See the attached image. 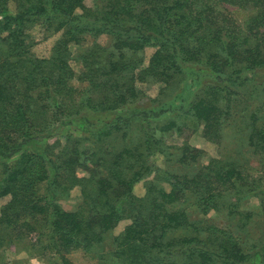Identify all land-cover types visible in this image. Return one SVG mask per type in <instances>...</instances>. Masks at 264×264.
<instances>
[{"label":"trees","instance_id":"obj_1","mask_svg":"<svg viewBox=\"0 0 264 264\" xmlns=\"http://www.w3.org/2000/svg\"><path fill=\"white\" fill-rule=\"evenodd\" d=\"M86 1L0 0V200L10 198L0 210V248L32 237L27 250L48 264H74L73 251L101 244L114 223L129 220L114 238L122 264H264V241L246 250L211 227L203 239L205 228L185 210L167 209L195 197L205 213L225 197L264 195V0ZM228 8L250 11L246 24ZM36 26L62 33L48 64L29 56L27 32ZM105 35L110 48L94 44L78 77L99 100L86 91L67 100L70 44ZM147 48L155 52L141 68ZM177 81L183 88L174 99L140 103L139 84ZM187 122L213 144L228 136L245 142L259 158V177L219 160L192 175L159 170L158 155L172 160L162 135L184 132ZM58 131L87 136L61 163L50 144ZM117 140L123 148L112 145ZM199 158L186 146L175 159ZM153 174L146 195L136 196L135 186ZM76 187L83 205L66 211L58 201Z\"/></svg>","mask_w":264,"mask_h":264},{"label":"rangeland","instance_id":"obj_2","mask_svg":"<svg viewBox=\"0 0 264 264\" xmlns=\"http://www.w3.org/2000/svg\"><path fill=\"white\" fill-rule=\"evenodd\" d=\"M86 6H91V1H86ZM10 9L15 10V4L10 5ZM240 25H245L247 19L251 15L250 11L228 8ZM27 43L29 45V56L32 60L43 61V64H48L52 56V51L56 44L62 38V33L51 34L46 33L39 26L34 27L27 32ZM94 44L100 47L109 49L111 46V39L108 36H100L96 39H88L81 45L70 44L68 49V64L71 67L74 77L67 81L65 85L67 90L63 95L67 100L76 99L80 93L89 92L92 96L99 100L100 95L96 91L93 92L88 84L78 81V77L84 71L81 56L84 55ZM154 48H147L144 53L143 63L141 68L148 66L149 60ZM139 71H136V73ZM141 91L140 103L145 105L149 100L157 99L161 102H168L175 98V96L182 90L183 86L180 82L173 83L170 87L161 84H139ZM72 90H69V89ZM75 91V92H74ZM79 92V93H78ZM169 118V117H166ZM165 119V118H164ZM186 125V123H185ZM186 130L182 133L173 131L169 134L162 135L164 143L170 148L172 160L170 157L158 155L154 160V164L159 170L169 172L175 175H192L204 167L208 166L212 160L220 161L223 165L241 166L243 169L250 171L254 178H258L260 174L259 158L252 154L251 150L245 142H239L236 139L228 136L219 144L208 142L202 134V126L198 124H191L187 122ZM53 128V127H52ZM59 132V131H58ZM57 138L51 140L53 145V159L57 163L62 162L63 152L65 153L69 148L74 147L77 140L82 141L87 136L77 131H65L57 133ZM136 138V136H135ZM85 148H93L91 142H82ZM117 149H121L124 143L121 140L112 143ZM190 147L200 152L199 160L190 165H183L176 162V156L180 155V148ZM80 177L86 176L82 170L77 171ZM154 174L150 175L134 188V194L138 197H144L147 191V185L150 180L154 178ZM159 186L167 191L170 190V185L165 182H159ZM10 198L0 200V210L6 206ZM58 204L66 211H78L83 205V198L79 187L73 189L67 198L60 199ZM217 206L210 208L207 212H202L196 205L195 197H191L183 203L168 207V211L185 210L189 215L191 222L205 228L200 236L206 239L208 233L205 231L207 227L213 228L216 235H224L239 242L244 249L252 250V246L264 241V195L262 196H248L242 198L239 202L236 198L229 197L217 200ZM236 204L237 207L232 211L228 206ZM227 206V207H226ZM232 211V212H231ZM129 220H122L114 223L112 228L104 234L105 239L101 244L93 245L88 250L73 251L69 255V259L74 264H122L114 257L115 243L114 238L121 235ZM3 236L6 235L3 232ZM9 236V235H8ZM10 237V236H9ZM31 238H23L16 242V244L0 248V264H48V256L42 257L38 255L36 250H27V246ZM33 241V239H32ZM205 243V242H204ZM30 247V246H29ZM28 247V248H29Z\"/></svg>","mask_w":264,"mask_h":264}]
</instances>
